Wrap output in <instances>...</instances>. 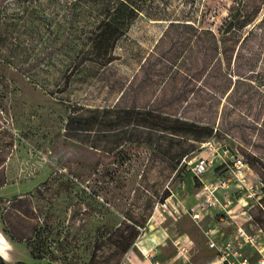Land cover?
I'll list each match as a JSON object with an SVG mask.
<instances>
[{
    "label": "rangeland",
    "instance_id": "rangeland-1",
    "mask_svg": "<svg viewBox=\"0 0 264 264\" xmlns=\"http://www.w3.org/2000/svg\"><path fill=\"white\" fill-rule=\"evenodd\" d=\"M200 2L209 6L201 19L216 28L233 0ZM261 4L255 23L264 16V0ZM161 22L141 19L130 31L142 44L149 64L117 60L92 85L73 84L70 90L76 98L68 104L3 63L0 52V225L15 236L16 249L15 259L7 264H20L17 260L22 264H66L61 261L64 259L71 264H89L92 256L96 264H117L124 256L115 253V230L130 234L126 216L146 220L137 239L169 220L181 222V211L188 216L185 219L192 220L188 215L191 209L185 208H195L201 184L183 164L186 156L180 164L175 159L168 161L162 149H156L159 144L166 146L167 137L154 131L153 146H149L145 142L150 135L147 129L138 133L137 141L135 134L129 141H120L117 130L107 131L103 126L97 134V147L92 146L94 133L85 141L71 138L65 123L70 108L78 102L84 106L151 107L211 121L215 124L212 137L218 143L236 149L246 160L248 153L264 157V23L259 28L262 35L255 40L261 53L256 68L260 73L253 81L245 79L238 84L242 99L233 106L225 92L230 72L226 63L219 73L199 70L202 50L199 68L187 69L181 59L175 66L165 64L161 54L167 50V56H175L182 39L166 36V23ZM188 100L194 104L187 105ZM195 144L187 158L195 156L203 143ZM251 169V179L257 175L261 185L259 173ZM225 171L216 169L215 174ZM205 175L201 176L204 180ZM240 190L232 183L217 191L220 198L236 197L228 207L236 215L228 225L234 237L216 242L218 246L230 243L226 252L210 248L222 264H264V231L251 215L260 195L249 197ZM212 208L218 217L223 215L221 207ZM241 211L246 212L239 215ZM193 228L194 232L200 230L198 225ZM40 238L48 246L43 251L50 253L35 258L32 244Z\"/></svg>",
    "mask_w": 264,
    "mask_h": 264
},
{
    "label": "trees",
    "instance_id": "trees-1",
    "mask_svg": "<svg viewBox=\"0 0 264 264\" xmlns=\"http://www.w3.org/2000/svg\"><path fill=\"white\" fill-rule=\"evenodd\" d=\"M200 1L2 0V62L16 68L49 95L68 104L76 98L70 90L73 84L92 85L117 60L137 62L142 66L149 64L150 60L144 57L142 44L131 36L130 31L141 19L162 21L166 23V36L175 35L182 39L176 44L178 52L175 56H167V50L161 54L165 64L175 66L181 59L182 64H188L187 69L194 68L199 64L198 53L201 54L202 50L199 70L219 73L222 64L226 63L230 72L225 92L228 93L229 104L237 106L242 99L238 84L245 79L253 81L255 74L260 73L256 68L261 53L257 51L255 40L262 35L259 28L264 23V16L255 22L263 5L261 0H233L227 15L216 28H212L205 25L200 17L209 9L207 4ZM189 101L187 105L194 104ZM198 104L202 105V102ZM77 105L70 108L65 123V132L69 137L85 141L94 133L92 146L97 147V134L103 126L107 131L117 130L120 141L131 140V134H135L137 141L138 133L147 129L150 135L145 142L153 146V132H160L167 137V144L163 148L159 144L156 149H162L164 157L168 161L175 159L176 164H180L196 148V142L202 144L212 139L215 130V124L211 121L157 111L151 107L118 104L84 106L79 102ZM245 161L261 177L257 209L251 215L264 231V157L248 153ZM221 169L218 166L217 172ZM126 218L130 222V234L126 236L119 228L115 230V253L120 258L133 245L140 229L146 224L145 219L130 215ZM3 231L11 240L15 239L7 228H3ZM32 247L35 258L50 253L43 251L48 247L44 239L40 238ZM61 261L71 264L65 259ZM17 262L23 263L21 260ZM0 264H7L1 256ZM89 264H96L93 256Z\"/></svg>",
    "mask_w": 264,
    "mask_h": 264
},
{
    "label": "crops",
    "instance_id": "crops-1",
    "mask_svg": "<svg viewBox=\"0 0 264 264\" xmlns=\"http://www.w3.org/2000/svg\"><path fill=\"white\" fill-rule=\"evenodd\" d=\"M214 170L213 168L206 173V181L217 177L218 173L215 174L216 170ZM230 195L221 199L236 200L234 194ZM192 208L186 207L185 210ZM221 209L223 215L218 217L214 213L216 209L208 208L203 211L199 220L193 219L189 213L188 215L192 219L190 221L187 220L188 218L185 219L188 216L184 211H181L183 213L181 218L184 220L181 218V222L175 219L169 220L161 227L152 229L139 237L125 253L120 264H222L213 255L209 241L220 242L228 238L233 239L234 233H231L230 230L232 227L228 225L234 221L231 219L236 215H232L233 209H228V207H221ZM195 225L200 228L197 232L193 231L196 229L193 228Z\"/></svg>",
    "mask_w": 264,
    "mask_h": 264
},
{
    "label": "built area",
    "instance_id": "built-area-1",
    "mask_svg": "<svg viewBox=\"0 0 264 264\" xmlns=\"http://www.w3.org/2000/svg\"><path fill=\"white\" fill-rule=\"evenodd\" d=\"M183 164L192 175L200 181L201 190L199 191L200 200L196 204V207L189 212L191 217L195 220H199L204 210L212 207H229L232 205V198L222 200L217 191L221 188H225L230 184H236L244 191L248 196H255L258 194V183L260 182L258 176L254 175L250 165L245 161L236 149H230L224 147L218 143L214 138L209 139L201 145V149L195 156L183 159ZM218 166H221V170H226L221 175H217L213 180L206 181L202 177L213 168L216 170ZM214 170V171H215ZM202 176V177H201ZM259 181V182H258ZM176 212L175 210H173ZM246 211H241L239 215L244 214ZM249 219H251L249 215ZM241 234L243 230L238 229ZM209 247H217L221 252H226L230 249V243L218 244L210 240ZM233 252V251H232ZM233 253L241 256V253L234 251Z\"/></svg>",
    "mask_w": 264,
    "mask_h": 264
},
{
    "label": "water",
    "instance_id": "water-1",
    "mask_svg": "<svg viewBox=\"0 0 264 264\" xmlns=\"http://www.w3.org/2000/svg\"><path fill=\"white\" fill-rule=\"evenodd\" d=\"M14 242L4 233L0 225V256L7 262L15 259ZM18 261V260H17Z\"/></svg>",
    "mask_w": 264,
    "mask_h": 264
}]
</instances>
